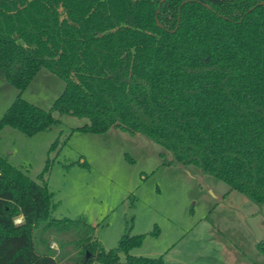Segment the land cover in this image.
Here are the masks:
<instances>
[{"label":"trees","instance_id":"trees-1","mask_svg":"<svg viewBox=\"0 0 264 264\" xmlns=\"http://www.w3.org/2000/svg\"><path fill=\"white\" fill-rule=\"evenodd\" d=\"M170 1L173 26L162 0H0V80L20 90L0 131L32 135L58 112L139 132L264 207V0ZM43 69L65 83L48 110L22 97ZM53 195L0 156V264H168L132 254L130 230L106 251L86 222L52 217Z\"/></svg>","mask_w":264,"mask_h":264},{"label":"rangeland","instance_id":"rangeland-1","mask_svg":"<svg viewBox=\"0 0 264 264\" xmlns=\"http://www.w3.org/2000/svg\"><path fill=\"white\" fill-rule=\"evenodd\" d=\"M161 4L173 26L178 5ZM64 86L43 69L22 97L48 110ZM19 92L0 80V119ZM54 114L59 123L32 135L11 126L0 131V156L53 192L52 217L86 222L106 251L130 230L144 234L132 254L163 256L168 264H264L257 247L264 240V207L215 176L170 163L171 154L139 132L82 131L88 118ZM51 245L59 248L55 240Z\"/></svg>","mask_w":264,"mask_h":264},{"label":"clouds","instance_id":"clouds-1","mask_svg":"<svg viewBox=\"0 0 264 264\" xmlns=\"http://www.w3.org/2000/svg\"><path fill=\"white\" fill-rule=\"evenodd\" d=\"M17 223H19V221H16Z\"/></svg>","mask_w":264,"mask_h":264},{"label":"crops","instance_id":"crops-1","mask_svg":"<svg viewBox=\"0 0 264 264\" xmlns=\"http://www.w3.org/2000/svg\"><path fill=\"white\" fill-rule=\"evenodd\" d=\"M254 214V213H253Z\"/></svg>","mask_w":264,"mask_h":264}]
</instances>
